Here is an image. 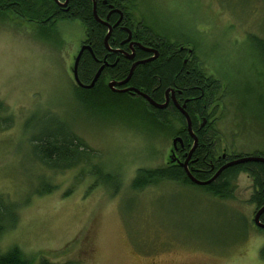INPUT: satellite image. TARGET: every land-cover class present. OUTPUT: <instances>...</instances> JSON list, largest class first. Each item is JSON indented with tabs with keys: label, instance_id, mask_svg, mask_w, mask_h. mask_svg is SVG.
I'll return each instance as SVG.
<instances>
[{
	"label": "rangeland",
	"instance_id": "obj_1",
	"mask_svg": "<svg viewBox=\"0 0 264 264\" xmlns=\"http://www.w3.org/2000/svg\"><path fill=\"white\" fill-rule=\"evenodd\" d=\"M123 5L154 34L189 44L191 59L218 81L214 108L204 116L212 158L264 155V0ZM85 29L79 19L44 28L0 12V102L7 108L0 112V198L15 216L0 235V251L17 246L35 263L264 264L246 173L223 199L175 181L131 187L138 168L169 164L183 121L170 110L158 119L134 94L100 96L97 87L88 102L80 99L72 67ZM43 113L92 150L87 162L52 170L32 157L29 137L40 122H25ZM9 114L11 125L1 119ZM101 172L116 179L101 184ZM42 180L55 187L37 194Z\"/></svg>",
	"mask_w": 264,
	"mask_h": 264
},
{
	"label": "trees",
	"instance_id": "obj_2",
	"mask_svg": "<svg viewBox=\"0 0 264 264\" xmlns=\"http://www.w3.org/2000/svg\"><path fill=\"white\" fill-rule=\"evenodd\" d=\"M1 1L0 12H4L10 9L6 0ZM49 3L50 1H44V6L40 12V15L39 13L36 14V10L34 11L36 13L33 12L34 14H32V12L29 13V11H24V8L22 10H17V13H21L22 17H26L29 21H34L41 17H46V15L43 14H46V12L50 10L51 5ZM35 4L38 3L36 2ZM35 4L33 6L34 9ZM70 5L71 6L69 11L67 13H60L59 17H57V20L63 18L79 19L86 25V28L93 27L91 36L87 38L86 41H91V47H93L95 52L94 58H100L101 55L99 52H101L105 43L104 28L103 26H98L94 21L91 1L72 0ZM125 13L126 17L130 18V20H133V13H129L127 11V6H125ZM53 23H55V21L45 19L40 25L45 28L51 27ZM169 37H171L169 33H165V36L156 35L148 26L143 23L140 24V27L137 29V40H139L140 43L145 47L154 48L159 52V56L155 59H150L143 63H138L131 71V74L127 80L128 85L146 93L155 102H157L158 100H160L162 92L169 85L173 84V82H176L178 85H180L181 88L185 90V93L187 95H197L199 91L196 88H205V84L212 83L216 85L218 83L217 80L208 77L209 75H206L200 65L196 63L195 59L187 61L189 65L187 63L182 64L180 54H182V51H184V49H186V46L189 44L181 42L176 37H173L172 41H170ZM112 38V36L107 37L106 40L111 43ZM180 48L182 49L177 52L174 51ZM148 52L153 53L151 51ZM146 56H148L146 55V52L137 49L132 60L121 58L118 61L117 66L110 73L114 74L115 77L119 79H123L128 75L132 63L138 60H143L145 59L143 57ZM94 58L88 51L84 52L79 58V63L77 64V77L79 81L84 84L90 82L97 70L98 63ZM103 77L105 76L101 72L94 86L88 89L79 87L74 84V89L77 90V93L79 94L78 96L81 97L80 99L88 102L90 98L88 96L91 95V91L93 89H97V87L98 89L103 88L106 90H100V96H116L119 93L125 95L133 94L127 91L112 92V90L107 85L102 84V81L104 80ZM203 77L206 79L205 82L203 81ZM155 86H157V90L153 93L150 90ZM134 95L139 96L137 94ZM139 98L141 99V101L146 102V109H149L151 112H153L156 117H158V119L163 118L164 113L167 112V109L155 108L146 100H144L143 97L139 96ZM201 104L202 102L200 101L196 102V106L198 107L196 111H199V115L204 113V110L201 108ZM189 107L190 105L186 106L185 110L190 116L192 130L196 133L199 139V146L194 149L195 152L193 156H197V164L200 168H202L201 171L193 173V175L199 180H205L214 173V171L222 164L221 162L223 161L220 159L217 160L215 158H212L210 154L211 145L208 144V123L205 129H199L198 126L200 124V118L196 116L195 112L191 111ZM6 109L7 108L2 104V102H0V112L6 111ZM170 112L174 116L178 115L180 120L183 121V126L177 130V135L182 137L183 144L185 146L188 143L192 144V139L188 134L186 124L184 125L185 121L183 115L177 110H172ZM1 119H3L6 124L11 125L9 123L13 120V117L9 114V116L6 115ZM33 121H38L40 122V124L37 127L33 126L35 128L34 132L29 137V141L32 145V157L43 167L52 170H65L75 167L82 162H87L90 155H92V150L87 147L83 140L78 135H76L74 131H72L71 129L69 130L68 126L61 120L52 117V115L48 113H43L39 116L28 117L25 122V126H28ZM208 160H211V163H213V169H210V163L208 162ZM241 172L246 173L251 178L253 183L254 188L249 198L250 202L257 207H260L264 203L263 162L247 161L228 166L221 170L220 173L208 184L198 186L202 187L207 193L211 194L212 196L222 199L231 198L233 197L235 178ZM114 179L116 178H114L112 174L108 172H101V184L105 185L106 183ZM163 181H175L183 185H197L188 179L182 166L175 163H169L167 165L156 168H138L135 176L132 179L131 187L143 188L145 186ZM54 187L55 186L52 183L42 180L35 191L37 194H43L50 192ZM12 210V204L0 198V235L7 227H12L14 225L15 216ZM8 216L11 217L9 221L7 220ZM260 220L264 223V211L261 213ZM260 257L264 258V245L260 248ZM0 264L79 263H76L74 261L55 262L45 258H42L35 263L32 262V260L28 259L17 246H12L4 252L0 251Z\"/></svg>",
	"mask_w": 264,
	"mask_h": 264
},
{
	"label": "flooded vegetation",
	"instance_id": "obj_3",
	"mask_svg": "<svg viewBox=\"0 0 264 264\" xmlns=\"http://www.w3.org/2000/svg\"><path fill=\"white\" fill-rule=\"evenodd\" d=\"M6 1L10 7V9H8L7 11H9L11 14H13L16 17L24 18V17H22L21 13L20 14L17 13V10H22L24 8V11H26V12L29 11V13L32 12V14L36 13V12H34L36 10L37 11L36 14L39 13V15H40L41 14L40 12L43 9V6H44L43 3L45 0H31V1L30 0H6ZM35 1L38 4H35L36 3ZM47 1H50L49 4L51 5V8L48 12H46V14L45 13L43 14V15H46V17H41L39 19L34 20V22H36L38 25H40L45 19H48L50 21L51 20L57 21V17H59L60 13H67L69 11L70 6H71L70 3L72 0H47ZM90 1H91L92 14H93L95 23L98 26H103L104 36L106 34H108L107 37L112 36L113 38H112L111 43L108 40H106V44L104 43V47L102 48L101 52H99L101 57L100 58H97V57L94 58L95 52H94L93 47H91L92 46L91 41H86V39L91 36V32H92L93 27L86 28L85 29V38L81 42L80 47L82 45H88L89 48H84L81 55L84 52L88 51L90 53V55L93 56L95 61L98 63L97 69L102 65L103 66L102 70H101L102 74L106 78H108L109 81H115L116 82L114 85L115 88L121 89L123 87L130 86L127 84V82L119 85L118 81H120L122 79H119V78L115 77L114 74L110 73L117 66L118 61L121 58H126V59L132 60L137 49H140V50L146 52V55H148V56L143 57L145 59L149 58V57H152L151 59H155L159 56V52L157 51L156 54L149 53L148 51L144 50L140 46L142 44L140 43L139 40H137V29L140 27V24H139V22H134L133 20H130V18L126 17L125 6L123 5L124 0H90ZM1 2L2 1L0 0V4H1ZM34 4H35V9L33 7ZM25 19L27 20L26 17H25ZM181 49L182 48L174 50V51L177 52ZM191 53H192V50L188 47H186V49H184V51H182V54H180L182 64H186V63L188 64L187 61L191 60ZM130 54H132L131 57H129ZM152 54H153V56H152ZM101 72H100V74H101ZM203 81L204 82L206 81V79L204 77H203ZM204 86H205V88H202V89L200 87L196 88L199 91V93L197 95H187L185 93V90L183 88H181L180 85H178L176 82H173V84L169 85L162 92V96H160V100H158L157 102L158 103L166 102V106L164 107V109H167L170 111L177 110L178 112H180L179 111L180 106L184 105V109H185L186 106L190 105L189 108L191 109V111H194L195 115L198 116L202 120V122H200V124L198 126L199 129L200 128L205 129L207 122H206L204 116L209 114L208 113L209 108H211V109L214 108V106L211 105L213 102L211 99H213V97H214L215 85L210 83V84H205ZM156 90H157V86L151 88L150 91L154 93ZM127 92H130V91H127ZM133 94H136V93H133ZM199 101L202 102L201 108L204 110V113L200 114V115L198 113L199 111H196L198 108L196 106V102H199ZM195 135H196V133H195ZM177 137H179L180 139L175 142V147L173 149V153L171 151V153L173 154V156H171V157L174 159V161H171V163H175V164L180 165L179 163L183 162L185 160L187 153L190 149L189 145H191V144L188 143L185 146L183 144L182 137L179 135H177ZM198 144H199V139L197 137V144H196L195 148H197L199 146ZM194 149L191 152L189 159L187 160V168L191 171L192 174L202 170V168H200L199 165L197 164V156H193L194 152H195ZM216 159L222 160L223 162H221V163L223 164L224 162H226L227 160L232 159V158H228L224 154H221ZM210 169H213V163L210 164ZM254 207L255 208H254L253 215L258 208L255 205H254ZM259 220H260V217H259ZM253 224H254V222H253ZM257 228H259V227H257ZM259 229L264 232V229H262V228H259Z\"/></svg>",
	"mask_w": 264,
	"mask_h": 264
},
{
	"label": "water",
	"instance_id": "obj_4",
	"mask_svg": "<svg viewBox=\"0 0 264 264\" xmlns=\"http://www.w3.org/2000/svg\"><path fill=\"white\" fill-rule=\"evenodd\" d=\"M107 36H108V34H106L105 37H104L105 44H106ZM140 46L144 50L151 51L154 54H156V52H157L154 48H148V47H144L142 45H140ZM84 48H89V46L88 45H82L79 48V50H78V52H77V54H76V56L74 58V62H73L72 76H73V79H74L75 83L78 86L88 89V88H91V87L94 86L96 80L98 79V77L100 75V72H101L103 66L101 65L96 70L94 76L92 77V79H91V81L89 83L83 84L82 82H80L79 79H78V77H77V64H78L80 55H81V53H82V51H83ZM131 55L132 54H130L129 57H131ZM151 58L152 57H149V58H146V59H143V60H138V61L133 62L132 65H131V67H130V70H129L128 75L125 78H123L122 80L118 81V84L121 85V84L126 83L127 80H128V78H129V76H130V74H131V71L133 70V68L138 63H143L145 61L150 60ZM115 83H116L115 81H109L108 82V87L112 91H115V92H126V91H130L131 93H136L139 96L143 97L148 103H150L155 108H164L166 106V102H163V103L155 102L146 93L138 90L135 87L127 86V87H123L121 89H117V88L114 87ZM179 111H180V113L183 115V117L185 119L186 128H187L188 134L192 138V144H191L190 149H189V151L187 153V156H186L185 160L183 162H180L179 164L184 168V171H185L188 179L191 182H193L194 184H197V185H205V184H208L210 181H212L220 173L221 170H223L224 168H226L228 166L234 165V164L243 163V162H247V161H255V162H263L264 163V155H235L232 159H229L226 162H224L223 164H221L208 179H205V180H199V179H197L191 173V171L187 168V160L189 159L191 152L193 151V149L195 148V146L197 144V136L195 135V133L192 130L191 119H190V116L187 113V111L184 109V105H182V106L179 107ZM179 139L180 138L177 137V136L172 139V146H173L172 153H173V149L175 147V142L177 140H179ZM171 156H173V154H171ZM170 159H171V161H174V159L172 157ZM171 161L169 163H171ZM263 211H264V203L260 207L257 208V210L255 211V213L253 215V219H252L253 222H254V224L257 227L262 228V229H264V223L259 220V217H260V215H261V213Z\"/></svg>",
	"mask_w": 264,
	"mask_h": 264
}]
</instances>
